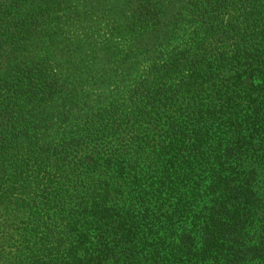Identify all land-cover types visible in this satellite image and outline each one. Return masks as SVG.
Here are the masks:
<instances>
[{
    "label": "trees",
    "instance_id": "obj_1",
    "mask_svg": "<svg viewBox=\"0 0 264 264\" xmlns=\"http://www.w3.org/2000/svg\"><path fill=\"white\" fill-rule=\"evenodd\" d=\"M0 264H264V0H0Z\"/></svg>",
    "mask_w": 264,
    "mask_h": 264
},
{
    "label": "rangeland",
    "instance_id": "obj_2",
    "mask_svg": "<svg viewBox=\"0 0 264 264\" xmlns=\"http://www.w3.org/2000/svg\"><path fill=\"white\" fill-rule=\"evenodd\" d=\"M95 34H93V32H90V35L88 34V35H79V34H76V35H73V36H71L70 34L68 35V38H70V39H73L74 37H78V41H81V40H83V38L85 37H89L90 39L92 38V36H94ZM84 38V39H85ZM78 45H81V43L80 42H78ZM38 55H40V53H38ZM50 57H51V55H50ZM56 57V56H55ZM50 62H52V61H50ZM88 84H90V83H88ZM78 89V94H79V96H93L94 94H97L98 93V91H97V89H95V88H93V87H89L88 88V86H80V87H78L77 88ZM100 90V89H99ZM102 92V90H100V93Z\"/></svg>",
    "mask_w": 264,
    "mask_h": 264
}]
</instances>
